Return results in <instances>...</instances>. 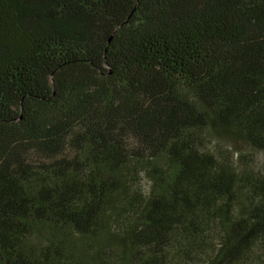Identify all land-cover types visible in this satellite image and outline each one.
<instances>
[{
  "label": "trees",
  "instance_id": "trees-1",
  "mask_svg": "<svg viewBox=\"0 0 264 264\" xmlns=\"http://www.w3.org/2000/svg\"><path fill=\"white\" fill-rule=\"evenodd\" d=\"M0 264H264V0H0Z\"/></svg>",
  "mask_w": 264,
  "mask_h": 264
},
{
  "label": "rangeland",
  "instance_id": "rangeland-1",
  "mask_svg": "<svg viewBox=\"0 0 264 264\" xmlns=\"http://www.w3.org/2000/svg\"><path fill=\"white\" fill-rule=\"evenodd\" d=\"M224 142L230 144V140L227 138V136H225ZM246 150H249V149H248V147L245 144H243L242 145V151H246ZM261 158H262V155L257 154V160H258V162H260Z\"/></svg>",
  "mask_w": 264,
  "mask_h": 264
}]
</instances>
